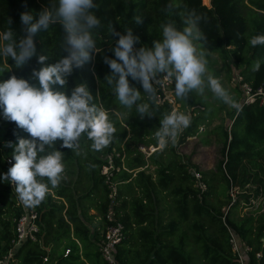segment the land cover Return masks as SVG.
Returning a JSON list of instances; mask_svg holds the SVG:
<instances>
[{"label":"trees","instance_id":"trees-1","mask_svg":"<svg viewBox=\"0 0 264 264\" xmlns=\"http://www.w3.org/2000/svg\"><path fill=\"white\" fill-rule=\"evenodd\" d=\"M209 1L208 6L203 0H174L178 7L171 18L182 28L186 9L201 14L205 18L200 28L207 38L206 49L223 57L229 54L242 77L239 85L247 83L254 94L251 102L244 103L241 89L240 110L229 112L230 125L214 127L221 140L222 159L217 161L211 176L183 161L173 143L149 155L143 152L140 144L157 146L155 133L163 115L171 111V105L155 102L152 117L141 118L135 107L122 116L127 110L104 80L111 74L104 59L115 58L113 48L118 39L108 33L107 25L112 23L121 34L131 28L140 40L136 48L152 47L153 40L161 38L159 26L169 18L164 9L173 0H94L97 4L94 12L104 26L94 34L97 52L91 54V60L81 69L73 70L64 87L55 88L70 95L77 83H86L93 102L108 110L116 128L114 139L101 151L92 150L86 137H82L77 150L60 148L61 142L57 143L56 147L64 154V172L76 176L64 179L62 175L60 184L55 188L49 185L44 201L32 207L37 212L40 242L28 239L14 249L12 264H108L99 252L103 231L113 223L106 217L108 212L124 226V238L116 254L121 264H240L232 248L231 233L239 249L250 248L245 252L247 264H264V101L257 92L261 88L264 93V45L252 47L248 43L250 37L264 34V0ZM51 2L0 0V32L10 28L18 42L25 34L21 13H30L36 19ZM136 15L142 17L141 24L133 20ZM62 40L63 29L59 24L34 36L37 55L48 57L45 66L66 54L60 47ZM257 61L260 68L254 72L252 66ZM39 67L35 56L20 68L14 66L11 58L0 56V68H9L0 72V81L15 75L34 82L31 73ZM128 79L141 92L139 102H147L142 86ZM236 91L239 93L240 89ZM194 97L191 93L188 105L177 98L179 110L192 106L188 113L191 124L180 133L178 143L195 135L215 110L200 111L195 107L200 102ZM20 138L30 137L15 122L6 120L0 109V153L4 154L0 155V175L7 173L14 163L13 147L7 145L14 146ZM109 155L113 165L110 180L116 185L113 198L109 197L112 188L106 175L101 173L102 167L108 165ZM6 158L11 162L7 163ZM151 166L155 177L149 171ZM194 171L201 174L204 191L197 186ZM236 185L255 187L252 198L262 197L260 212L248 211L243 217L235 214L239 199L232 202L226 190ZM244 200L245 206L253 207L249 199ZM15 202L16 193L10 183L0 180V257L12 249L15 220L22 211ZM224 206L228 207L225 211Z\"/></svg>","mask_w":264,"mask_h":264},{"label":"clouds","instance_id":"clouds-1","mask_svg":"<svg viewBox=\"0 0 264 264\" xmlns=\"http://www.w3.org/2000/svg\"><path fill=\"white\" fill-rule=\"evenodd\" d=\"M177 4L168 3L164 9L168 19L160 24L161 38L153 40L152 47L141 45L139 37L131 28L121 34L112 23L107 25L111 36L118 37L113 53L115 58L105 57L111 74L104 80L112 88L119 104L126 109L121 113L127 116L135 107L141 117H152V105L157 93L156 85L160 77L174 84L177 98L187 100L190 93L203 96L210 90L214 97L230 107L240 110L239 103L223 87L219 78L208 68L210 55L205 45L207 38L200 28L205 19L195 9H186L183 13V27H178L175 19ZM94 0H52L34 19L30 13H21L24 35L17 42L10 28L0 32V56L11 58L14 66L26 65L34 56L39 69H33L31 80L17 78L15 75L0 81V109L3 117L15 122L18 128L29 134L28 139L20 138L13 146L14 163L0 180L7 181L15 188L19 201L26 207L41 204L49 191V185L57 187L65 170L63 151L60 148L77 150L82 137L91 141V149L101 151L112 143L116 128L109 117L108 110L94 103V97L86 83H77L70 95L56 90L64 87L74 69H81L97 52L95 33L103 28L94 9ZM137 24L143 19L133 17ZM10 23V21H9ZM59 24L63 29L60 45L66 53L52 64L45 66L48 59L37 55L34 36L51 25ZM252 47L264 45V34L250 37ZM260 62L252 66L259 71ZM9 68H0V72ZM138 82L147 102L142 100L141 92L130 85L129 79ZM139 102V103H138ZM155 136L161 146L175 143L180 133L191 124V116L179 110L163 115ZM46 178L47 182H44Z\"/></svg>","mask_w":264,"mask_h":264},{"label":"rangeland","instance_id":"rangeland-1","mask_svg":"<svg viewBox=\"0 0 264 264\" xmlns=\"http://www.w3.org/2000/svg\"><path fill=\"white\" fill-rule=\"evenodd\" d=\"M203 2L204 4L209 5V0H203ZM207 59L209 60V71L214 76L220 79L223 87H225L232 95V97L234 99H237V102L240 104L243 100V90L241 91L243 87H241L238 83V70L234 68L233 58L229 54L223 57L217 53H210ZM239 89L240 92L237 93L236 90ZM190 94L189 98L185 100L187 105L190 101ZM193 94L195 96V101L200 102L195 105V107L199 108L200 111L206 112L214 109L215 110L212 113L213 115L211 114L212 117L208 120L207 123H204L199 127L195 135L186 138L182 143H178V140H176L173 145L175 146L177 153L180 155L183 161H187L192 165H196L200 170L207 171V174L211 176V172L213 173L217 161L222 159L221 140L219 139V136L217 134L218 132L216 133V130L214 131L213 129L216 125L219 124H223L225 127L230 125L231 117L229 112H231V110L234 108L215 98L213 93L208 89L205 90V94L203 96L198 95L195 92H193ZM244 95H246L245 91ZM175 99L176 101L171 111L175 110V107H178L177 110L180 109V103L178 102L176 97ZM191 107L187 106V109H181L179 111L188 114ZM170 143L171 142H169L167 145H169ZM163 147L164 146H161L159 142H157V146H145V144H140V149L145 153L151 150H153L152 152H154L155 150L161 149ZM0 155L3 156L4 154L0 153ZM122 155L123 156L121 158L124 159L125 153H123ZM6 161L7 163H9L8 158H6ZM190 168L192 167H189V169ZM102 171H104L103 168ZM149 171L154 177L156 176L152 166L150 167ZM62 175L64 179H74L76 176V174L67 175L65 172ZM238 187L239 186L236 185L229 187L226 190V192L230 193L232 202L236 201V199H239L240 204L236 209L235 214L238 215V217H243L249 214L248 211L260 212V203L262 201V197L259 196L255 199L252 198L255 187L251 185H245L242 188ZM245 198L249 199V201L254 204L253 207L245 206ZM227 208V206H224L222 210L225 211L227 210ZM90 212L94 213L93 210H91Z\"/></svg>","mask_w":264,"mask_h":264},{"label":"built area","instance_id":"built-area-1","mask_svg":"<svg viewBox=\"0 0 264 264\" xmlns=\"http://www.w3.org/2000/svg\"><path fill=\"white\" fill-rule=\"evenodd\" d=\"M238 83L242 82V77L237 75ZM241 87H243V92H246L244 103H249L253 100L254 94H252V90L250 86L247 83H242ZM157 93L155 97V102L159 105H162L164 103H168L171 105V110L173 109V105L175 104V94H174V84L172 85L168 81H166L163 76L160 77V83L156 85ZM259 94L262 95V101H264V93L261 88L257 90ZM177 98V97H176ZM177 103V102H176ZM178 107H175V110H177ZM171 112V111H170ZM153 150L146 152L147 155H149ZM9 163L11 162L10 159H8ZM112 160L111 155L108 156V165L103 166V170L101 169V173L106 175V180L110 184V187L112 188V192L109 195L110 198H113L116 191V185L113 182V180H110V177L112 176L111 169L112 167ZM194 177L197 183V186L199 187L200 191L205 190V184L202 182L201 174L199 172L194 171ZM10 186L14 189V186L10 184ZM16 193V192H15ZM16 206L20 207L22 211L20 212L19 216L15 220V237L11 241L12 243V249L8 251V253L0 257V264H12L11 263V255L12 251L16 249L18 246H20L23 242L30 239L31 241H39L37 238L38 233V225L36 223L37 219V212L32 207H26L24 206L18 199V196L16 194ZM108 219H112L113 223L106 226L105 230L103 231L102 237L99 241V252L101 255V258L104 262L108 264H121L118 259L116 258L117 254V247L120 244V242L124 238V226L120 221L114 220L113 215L111 212H108L106 215ZM231 233V232H230ZM232 248L236 252L240 264H247V260L245 259V252L248 251L250 248L245 247L244 249H239L238 244L236 242V238L231 233V239ZM40 242V241H39ZM264 242V241H263ZM68 251H66V254ZM259 255V254H257ZM45 261L47 258L44 259Z\"/></svg>","mask_w":264,"mask_h":264},{"label":"water","instance_id":"water-1","mask_svg":"<svg viewBox=\"0 0 264 264\" xmlns=\"http://www.w3.org/2000/svg\"><path fill=\"white\" fill-rule=\"evenodd\" d=\"M209 5H210V1H209ZM209 5H208V6H209Z\"/></svg>","mask_w":264,"mask_h":264}]
</instances>
